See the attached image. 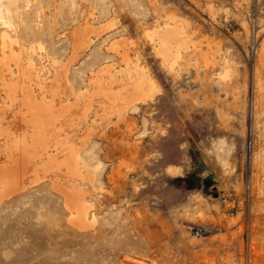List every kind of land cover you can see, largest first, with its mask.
Returning a JSON list of instances; mask_svg holds the SVG:
<instances>
[{"label":"rangeland","instance_id":"1","mask_svg":"<svg viewBox=\"0 0 264 264\" xmlns=\"http://www.w3.org/2000/svg\"><path fill=\"white\" fill-rule=\"evenodd\" d=\"M10 1L0 32L25 50L0 76V165L28 136L24 85L68 107L56 158L73 149L80 177L30 170L37 183L0 199V264H264V0ZM141 84L150 97L126 105Z\"/></svg>","mask_w":264,"mask_h":264},{"label":"bare ground","instance_id":"2","mask_svg":"<svg viewBox=\"0 0 264 264\" xmlns=\"http://www.w3.org/2000/svg\"><path fill=\"white\" fill-rule=\"evenodd\" d=\"M14 2L15 0H11L10 4H14ZM7 4L9 5V3ZM6 11H8L7 7H6ZM1 14L2 12L0 10V18H2ZM0 21L4 27H8L9 24L8 21L4 20V18L0 19ZM171 31L172 29L169 26H166V28L163 31L158 32L156 35L158 36L157 38H159V42L162 48L166 49V51L164 50V52L170 51V48L173 47L171 41L172 38H174V35L172 36L173 31L172 33ZM0 40H1L0 55H2L0 56V68L1 66L5 67L2 70L0 69V76L1 78H4L6 73L10 72L9 67L5 64L4 60L6 58H12L17 64L19 59L21 58L19 52H22L23 50H25V48H23V46L21 47L16 39L12 40L8 36L6 31L0 32ZM12 44L16 45V47H20L19 48L20 50L18 49L19 50L18 53L12 50L11 47ZM28 49H29V53H32L34 51L33 48H28ZM38 49L41 50L42 49L41 46H38ZM25 61H26L25 62L26 65H28L27 66L28 68L25 67L26 65L24 67L27 69L30 68L36 86L38 87V89H41L43 83L40 78L41 77L40 71L37 68H33L32 66L33 64L29 57ZM20 62H21L20 66H22V63H24V61L23 62L20 61ZM7 85L9 87L10 85L9 81H7ZM18 88L21 89L23 93L22 98H20V100L22 104L21 106L24 108L23 113L21 112L20 108L18 109L22 113L19 116L26 118V119L24 118L25 119L24 122L28 126L27 131L29 130V132L27 133L28 134L27 137L25 133V136H22L18 141L15 142L12 141V146L7 147V153H6L7 156L5 157H7L8 163H5L4 165H0V199L3 198L4 196L8 197L13 193L23 191L29 185L37 183L39 179L36 178V176H34V178L27 177V174L29 173L30 170H32V173H36L37 169L45 170L49 165H56L58 168L63 165L66 168L67 174H69L71 178L80 177V173L77 168V165L80 162L78 161L77 154L73 149L70 148L67 149L68 150L67 154L69 155V157L63 163L57 162V158H56L57 150L59 149V147L66 145V140H61L60 136L58 135L59 128H57L56 124L57 122H59L61 114L65 112L68 109V107H61V109L57 110L55 109L56 106L53 105L52 102L44 101L45 99L43 100V96L42 98L37 99L33 89L30 86L25 87L24 85H20L18 86ZM151 92H152L151 85L141 84L140 86L134 87L132 92L128 94L125 104L127 105L129 103H134L137 101L140 102V100L141 101L146 100L147 98L150 97ZM6 93L9 96V98H14L10 88L9 91H7ZM102 93L106 98L105 100H107V98L110 100L111 103L110 107L112 109L113 108L112 105L115 106L117 104L116 102L118 101L119 94H117L118 97L116 96L117 97L116 98L115 96L114 97L112 96L111 92L108 93V91L106 92L104 90ZM38 96H40V94H38ZM109 97H112V99H110ZM109 100H107V102ZM123 102L124 101H120L119 103L124 105ZM119 103L117 105H119ZM108 105L110 104L108 103ZM117 107L115 108L116 110ZM123 107L122 108L125 109V106ZM19 111L18 113H20ZM8 129L10 128L0 129V133L4 134L6 138L10 135L9 133H11L9 132ZM23 132L25 131L23 130ZM51 148L53 150H50ZM17 151H19V154H21V156L24 158L17 160L16 159L17 155L14 154ZM50 151H53L55 153L50 154ZM81 196H82V192L76 191V193H72V197H74L75 200L73 202L65 203L66 208L70 211L69 221L75 227L80 229L87 227L86 217L88 214V206L83 204L82 200L80 199ZM71 211H73V213Z\"/></svg>","mask_w":264,"mask_h":264}]
</instances>
